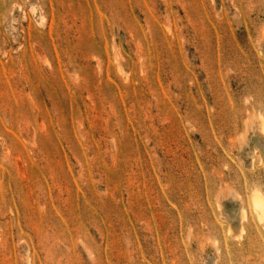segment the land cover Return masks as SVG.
Returning a JSON list of instances; mask_svg holds the SVG:
<instances>
[{"label": "rangeland", "instance_id": "obj_1", "mask_svg": "<svg viewBox=\"0 0 264 264\" xmlns=\"http://www.w3.org/2000/svg\"><path fill=\"white\" fill-rule=\"evenodd\" d=\"M261 122L264 0H0V264H264Z\"/></svg>", "mask_w": 264, "mask_h": 264}, {"label": "bare ground", "instance_id": "obj_2", "mask_svg": "<svg viewBox=\"0 0 264 264\" xmlns=\"http://www.w3.org/2000/svg\"><path fill=\"white\" fill-rule=\"evenodd\" d=\"M261 125L263 126L264 124ZM264 129V126H263ZM262 129V130H263ZM251 204L253 206V210L255 209L257 218L260 220L264 219V196L259 191H254L251 198ZM245 215V214H244Z\"/></svg>", "mask_w": 264, "mask_h": 264}]
</instances>
